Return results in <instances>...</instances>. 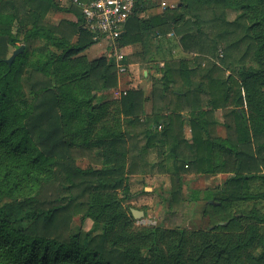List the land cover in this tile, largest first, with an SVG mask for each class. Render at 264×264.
<instances>
[{
  "label": "trees",
  "instance_id": "trees-1",
  "mask_svg": "<svg viewBox=\"0 0 264 264\" xmlns=\"http://www.w3.org/2000/svg\"><path fill=\"white\" fill-rule=\"evenodd\" d=\"M56 6L58 0H0V264H264V212L257 203L263 195L249 191L251 181L264 180V0H180L144 21L137 1L118 42L141 40L147 53L157 32H173L195 54L165 63L144 122L139 90L127 92L119 110L94 104V91L117 86V69L106 57L78 56L96 41L83 14L82 25L50 23ZM78 7L67 10L79 13ZM228 7L246 9L231 20ZM20 43L24 50L9 63L11 47ZM183 73L187 86L180 88ZM174 95L179 105H172ZM159 97H169L170 105L159 108ZM138 124L145 128L132 138L129 127ZM142 134L147 143L139 154L157 147L158 171L171 174L175 205L183 202L182 176L195 173L227 177L194 190L193 200L214 209L252 207L199 232L195 251L182 227L136 226L124 201L132 196L128 178L139 168L134 149ZM82 158L91 165L82 167ZM76 216L91 218L92 228L73 233ZM177 233L175 244L163 247L162 239Z\"/></svg>",
  "mask_w": 264,
  "mask_h": 264
},
{
  "label": "crops",
  "instance_id": "crops-1",
  "mask_svg": "<svg viewBox=\"0 0 264 264\" xmlns=\"http://www.w3.org/2000/svg\"><path fill=\"white\" fill-rule=\"evenodd\" d=\"M59 6L53 7L48 16L47 20L52 24H58L62 19H67L70 21L77 22L78 24L82 25V19L80 14H82V10L78 7L79 13L74 11L67 10V7H70L72 4H76V0H58ZM177 3V6L180 3V0H172ZM139 2V14L138 19L139 21L149 20L155 16H162L165 12L160 6V0H138ZM151 4H155L152 6ZM80 8V9H79ZM79 34L73 38L72 42L76 43L78 41ZM156 47H151L149 52L146 53L145 46L143 42L140 40L138 42H133L130 44H121L118 42L116 46H113L112 43L106 39H102L107 42V51L102 52L100 55L95 57L88 56V51L90 47L94 44L102 41H96L86 50L80 52L78 56H85L88 60H94L100 57H106L117 69V86L109 89H105L102 91H94L96 97L94 99V104L100 105L103 103L111 104L110 110H119L120 108V101L121 99L127 94V92L132 90H139L142 92V109L144 110V114L141 116V122H144L145 116L151 115L154 111V90L159 89L162 85V68L165 63L171 59L176 60H184L189 61L192 60L195 54L187 52L183 49V47L179 43L178 37L174 35L173 32H169L168 34H161L159 32L156 33ZM122 55L123 58L119 60L118 56ZM123 65L125 67V71H119V66ZM186 73H183L182 77H179V82L176 86L183 88L187 86L186 83ZM202 88H205V82H201ZM175 85L173 84V87ZM172 105H179L180 101L178 100L177 96L172 97ZM158 106L167 107L170 105L169 97L166 98L164 101L158 98ZM115 107V109H114ZM217 118L220 121L218 127L225 128L223 125L224 119L222 116V110H217L216 112ZM123 116V115H122ZM124 117V116H123ZM189 112L185 114V122H184V131L186 136L189 138L191 135V127L189 122ZM144 125L138 124L137 127H129L132 132V138H135V135L141 133L144 130ZM221 135V134H220ZM224 136V135H222ZM134 143L136 139L133 140ZM147 143V138L143 134L139 136V147L134 149V152L137 156V165L142 166L144 169L143 171H136L134 174H130L128 178L130 190L132 196L129 197L124 201V205H127L131 208H137L135 204L137 202H141L145 199L143 194H138L143 192L148 194L147 202L149 199H152L154 196L157 195L159 189L157 186L163 183L161 180L164 176L170 175L169 174H160L158 172V149L157 147H149L147 151H144L139 154V148L145 146ZM144 149V148H143ZM87 159V158H86ZM80 160V159H79ZM78 160V162H79ZM85 160V159H83ZM80 164V162H79ZM81 165V164H80ZM91 165L88 162L87 166ZM82 166V165H81ZM85 167V166H82ZM184 177L187 176L188 178H198L203 177L205 179L204 184H206V189L212 188L208 186V182H214L216 178H223L222 174H184ZM139 181V183H137ZM153 182H156V186L152 185ZM223 181L217 182L216 186H219ZM139 185H143L141 189H139ZM150 185L151 189H153L154 193L148 192L147 187ZM215 187V186H214ZM145 213V211H144ZM146 213L144 214V217ZM143 218V217H142ZM136 219L135 225L138 227L142 226H155V225H148V222L145 219Z\"/></svg>",
  "mask_w": 264,
  "mask_h": 264
},
{
  "label": "rangeland",
  "instance_id": "rangeland-1",
  "mask_svg": "<svg viewBox=\"0 0 264 264\" xmlns=\"http://www.w3.org/2000/svg\"><path fill=\"white\" fill-rule=\"evenodd\" d=\"M240 1L242 4H246L248 0H237ZM246 8L241 7H228V18L233 20L235 19L240 13H242ZM247 10L252 13V9ZM259 17L262 15L258 12ZM264 23V20H263ZM38 43H35L37 45ZM20 45H24V43H20ZM107 42L102 40L96 44H94L86 53L88 56L95 57L100 55L102 52L107 51ZM26 48L30 49L34 47L32 44H27ZM15 47H11L9 55L11 56L15 51ZM255 65V64H253ZM26 90H29V84L26 83ZM218 133L221 135L226 134L225 128L218 127ZM85 159V160H83ZM82 166H87L90 159L82 158L79 160ZM91 163V162H90ZM143 168L139 166L138 171H141ZM160 174H169L165 172H160ZM134 174V173H133ZM190 174V173H189ZM223 178H216L213 180L214 182H208V186H215L217 182L224 181L227 177L226 174H222ZM183 178V186H182V198L183 202L179 203V205H175L172 202V176L166 175L161 180L163 181L160 186H157L159 189L156 196L152 199L148 200L150 197L148 194L140 192L138 194H143L145 199L141 202H137L135 205L140 208V210L145 211L146 216L142 219L148 222V225H156L159 227H166V228H177L182 227L185 229L187 237V248L189 251L194 250L196 244L199 242V232L206 231L208 229H213L216 225L224 226L226 224L223 219L229 218L233 214H239L240 211L249 210L253 202L251 203H233L228 207L225 208H218L214 209L211 206H208V202L204 199L200 200H193V191L194 190H206V184H204L205 179L202 177L198 178H188L187 176H182ZM139 183V181H137ZM152 185L156 186V182H153ZM151 187L150 185H148ZM143 185H139V189H141ZM249 191L254 194L263 195V197L259 198L257 203H259V208L264 212V180L256 179L251 181L249 184ZM148 192L154 193L153 189ZM10 198H6L4 201H9ZM172 203V204H171ZM127 206V205H126ZM144 213V214H145ZM208 213V214H207ZM223 222V223H222ZM222 223V224H221ZM93 226V220L91 218L86 219L85 221H81L80 216H76L73 219L72 223V232H79L81 229L90 230ZM179 234L177 233L174 237H167L162 239V245L165 248H170L171 245L175 244V241L179 238ZM195 251V250H194ZM197 253V251H196Z\"/></svg>",
  "mask_w": 264,
  "mask_h": 264
},
{
  "label": "built area",
  "instance_id": "built-area-1",
  "mask_svg": "<svg viewBox=\"0 0 264 264\" xmlns=\"http://www.w3.org/2000/svg\"><path fill=\"white\" fill-rule=\"evenodd\" d=\"M138 0H76L84 17V26L92 34L95 41L106 39L113 46L118 44V39L124 33L126 25L134 13ZM163 10L177 7L172 0H160ZM223 55V51L220 50ZM119 60L123 58L118 56ZM119 71L124 72L125 67L119 66ZM161 129L162 126L159 125Z\"/></svg>",
  "mask_w": 264,
  "mask_h": 264
},
{
  "label": "water",
  "instance_id": "water-1",
  "mask_svg": "<svg viewBox=\"0 0 264 264\" xmlns=\"http://www.w3.org/2000/svg\"><path fill=\"white\" fill-rule=\"evenodd\" d=\"M23 50H24V45H21V47H19L18 49H16L13 52V54L10 56V58L8 59L9 63H12V61L15 59V57L17 56V54H19ZM150 190H151V188L150 187H147V191H150ZM209 202L212 203L213 200H209ZM132 213H133V215H134V217L136 219H140V218H142L144 216V211H142L140 209H137V208H132Z\"/></svg>",
  "mask_w": 264,
  "mask_h": 264
}]
</instances>
